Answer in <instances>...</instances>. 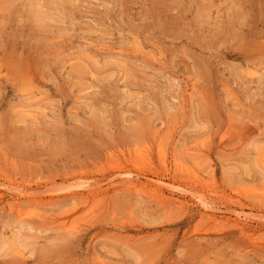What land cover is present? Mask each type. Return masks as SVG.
Segmentation results:
<instances>
[{"label": "rangeland", "instance_id": "1", "mask_svg": "<svg viewBox=\"0 0 264 264\" xmlns=\"http://www.w3.org/2000/svg\"><path fill=\"white\" fill-rule=\"evenodd\" d=\"M263 159L264 0H0V264H264Z\"/></svg>", "mask_w": 264, "mask_h": 264}, {"label": "bare ground", "instance_id": "2", "mask_svg": "<svg viewBox=\"0 0 264 264\" xmlns=\"http://www.w3.org/2000/svg\"><path fill=\"white\" fill-rule=\"evenodd\" d=\"M141 150H142V149H141ZM262 152H263V151H262ZM142 153H143V152H142ZM261 154H263V153H261ZM135 159H136V158H135ZM260 159H261V157H260ZM261 160H262V159H261ZM263 160H264V159H263ZM133 161H134V160H133ZM259 161H260V160H259ZM259 164H260V163H259ZM143 166H144V165H143ZM175 167H176V166H175ZM261 167H262V166H261ZM140 169H141V168H140ZM262 169H263V168H262ZM179 170H180V169H179ZM179 172H181V171H179ZM190 173H191V172H190ZM191 174H192V173H191ZM191 176H192V175H191ZM245 247H246V246H245ZM246 249H247V247H246ZM254 249H255V247H254ZM255 250H256V249H255ZM255 250H254V251H255ZM246 251H247V250H246ZM246 251H245V252H246ZM250 251H251V250H250ZM252 251H253V249H252Z\"/></svg>", "mask_w": 264, "mask_h": 264}]
</instances>
